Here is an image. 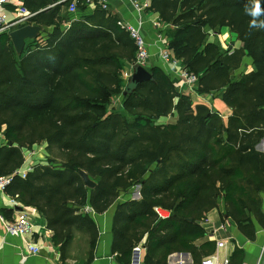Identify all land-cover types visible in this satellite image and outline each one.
<instances>
[{
	"label": "trees",
	"instance_id": "1",
	"mask_svg": "<svg viewBox=\"0 0 264 264\" xmlns=\"http://www.w3.org/2000/svg\"><path fill=\"white\" fill-rule=\"evenodd\" d=\"M33 8L30 23L44 33L26 39L17 52L8 33L0 34V175L23 163L22 149L46 143L64 160L34 166L15 176L6 191L46 219L52 241L63 251L74 230L95 241L90 213L105 212L139 185V199L119 203L113 217V249L131 256L142 241L145 264H167L172 252L194 259L215 249L198 222L225 202V215L251 239V216L264 228L258 194L264 191V153L255 149L264 136V28H250L246 15L254 0H151L164 28V46L188 73L197 76L198 94L218 93L232 114L226 122L216 111L180 93L159 67H147L152 81L123 96L122 110L110 108L123 92L124 66L135 47L119 18L96 8L78 17L60 14L65 0L47 10ZM264 9V0H260ZM68 19L69 26L62 28ZM264 20V16L258 18ZM227 27L240 43L222 50L208 41ZM245 58L253 69L238 73ZM173 117L174 122H165ZM95 181L86 187L79 171ZM154 207L170 211L160 219ZM191 219V220H188ZM130 263V262H129Z\"/></svg>",
	"mask_w": 264,
	"mask_h": 264
},
{
	"label": "crops",
	"instance_id": "2",
	"mask_svg": "<svg viewBox=\"0 0 264 264\" xmlns=\"http://www.w3.org/2000/svg\"><path fill=\"white\" fill-rule=\"evenodd\" d=\"M46 0H28V5L33 8L38 3H44ZM65 0L49 1L48 5L41 10L50 9L56 5H60ZM109 13L120 20H124L131 24H136L139 17L134 9L133 1L136 0H107ZM146 2L147 8L143 10L142 15V31L149 47V67H159L176 86L180 93L189 94L194 103L207 105L211 111L219 113L220 117L226 122L227 118L232 114V109L224 103L218 93L215 94H198L195 89L186 91L180 89L181 85L180 71L181 67L172 61H164L160 57V53L164 50V28L159 23V17L156 13L148 10L151 0H137ZM25 5V0H6V3L0 7V12H5L11 17L18 6ZM68 6V5H67ZM67 6L62 7L60 14L68 18H75L80 15L81 11L75 15H71L67 11ZM94 8L86 6L85 14H92ZM159 23V26H154ZM37 25L34 23H30ZM39 26V25H38ZM69 26L68 19L62 23V28ZM40 34L44 33V27L39 26ZM208 41L216 42L222 50L231 47H239L240 43L236 41L235 36L227 27L210 32ZM126 66V64H125ZM124 66V67H125ZM253 69L251 60L245 58L240 70L248 72ZM195 88V87H194ZM180 89V90H179ZM264 108V106H263ZM175 118L169 117L165 122H174ZM264 137V136H263ZM261 138V140L263 139ZM260 140V141H261ZM259 141V143H260ZM6 141L3 135H0V146ZM256 145L255 149L264 153V142L262 146ZM30 149L23 148V163L18 169L25 170L31 161ZM41 158V157H40ZM35 165L45 164L46 162H36ZM16 195H11L7 191L0 194V264H129L131 256L122 255L113 249V217L116 207L121 202H115L103 213H90L96 226V237L93 244L90 241V235L84 230H74L73 237L63 251L52 241V231L47 228V221L36 209L23 205L18 198L17 205L12 202ZM261 201V211L264 215V191L258 194ZM123 202V201H122ZM28 213L29 220L32 225V231L29 235L23 237H15L6 233L5 225L12 222L19 210ZM254 226V236L251 239L242 233L237 225L230 217L225 215V202L223 198L218 200V207L210 210L206 217L198 222L204 229L205 235L195 241V245L199 247L207 241L215 243V249L201 257L193 258L190 252H172L168 255L167 264H201L205 259H211L216 264H260L264 254V228L260 226L255 217L251 216ZM26 239V240H25ZM145 236L138 244L142 245L141 255L143 259L146 255V249L143 246ZM26 242L32 243L39 247V253L31 255L27 253ZM223 243L222 247L217 244ZM137 245V244H136ZM225 260L228 262L225 263Z\"/></svg>",
	"mask_w": 264,
	"mask_h": 264
},
{
	"label": "built area",
	"instance_id": "3",
	"mask_svg": "<svg viewBox=\"0 0 264 264\" xmlns=\"http://www.w3.org/2000/svg\"><path fill=\"white\" fill-rule=\"evenodd\" d=\"M6 3V0H0V7ZM86 6L93 7L94 9L100 8L103 10H108V1L107 0H84ZM134 9L137 11L139 17L137 19L136 24H131L124 20H118L117 24L120 26L121 29L128 32L129 37L134 43L135 47V57L134 61L131 63H127L124 67V71L122 74V79L124 82H127L131 73L132 67L135 64H139L143 67H149V47L145 40L143 31H142V13L145 8H147L148 4L146 2L140 1H133ZM67 11L71 15H75L78 13V0H71L67 6ZM12 16L9 17L5 12H0V34L1 33H10L12 30L21 27L23 25L29 24V20L34 15L31 13L25 6L21 5L16 8V10L11 14ZM154 26H159V23H154ZM160 57L164 61H172L174 64L180 66V63L177 59L174 58L173 54L164 48V50L160 53ZM180 71V79L181 85L179 88L185 89L186 91H192L197 82V76L188 73L182 66ZM179 89V90H180ZM35 164L31 163L29 166L23 169H16L12 173L7 175H0V194L5 192L7 187L10 185L12 179L15 176H20L21 178H25L27 173L32 172L34 169ZM18 197L15 196L12 199V202L17 205L16 199ZM154 212L156 213L157 217L160 219H165L170 216V211L163 209L161 207H154ZM83 211L87 213H93V209L86 205L83 207ZM5 231L7 234L15 237H24L29 235L32 231V225L29 220L28 213L24 212L22 209L17 212L15 219L10 222L9 224L5 225ZM26 240V239H25ZM218 247H222L223 243L219 242L217 244ZM27 253L31 255H36L39 253V247L26 242ZM142 245L137 244L132 248L131 251V260L129 264H145L144 259L141 255ZM228 261L225 260V263ZM201 264H216L211 259H205L201 262Z\"/></svg>",
	"mask_w": 264,
	"mask_h": 264
},
{
	"label": "water",
	"instance_id": "4",
	"mask_svg": "<svg viewBox=\"0 0 264 264\" xmlns=\"http://www.w3.org/2000/svg\"><path fill=\"white\" fill-rule=\"evenodd\" d=\"M40 32H41V29L39 26L33 25V24H26V25H23L21 27H18L12 30L9 33V36L11 38V41L16 51L20 52L23 48L24 41L26 39H33L37 37L40 34ZM152 79H153L152 74L150 73L148 68L143 67L139 64L133 65L132 73L125 84V87L122 92V96H125L133 92L140 83L145 82V81H152ZM263 142H264V137L260 141L259 146L260 145L262 146ZM79 174L86 187L92 189L96 186V183L88 176V174L85 171L80 170ZM188 220H191V219H188ZM260 264H264V254H263Z\"/></svg>",
	"mask_w": 264,
	"mask_h": 264
},
{
	"label": "rangeland",
	"instance_id": "5",
	"mask_svg": "<svg viewBox=\"0 0 264 264\" xmlns=\"http://www.w3.org/2000/svg\"><path fill=\"white\" fill-rule=\"evenodd\" d=\"M195 89V88H194ZM122 103H123V96L122 94L116 95L113 97L112 104L110 105V108H115L116 110H122ZM46 143H39L34 145L29 151L31 154V161L34 163L35 159L36 162H46L47 160H53L56 161L54 165H58L59 162L64 160L65 153L61 152L58 148L53 147L51 150H48L46 147ZM41 157V158H40ZM61 160V161H60ZM94 181V180H93ZM95 182V181H94ZM139 193V185H135L128 189L126 192H120L119 197L117 198L116 202H122L125 200H133V199H139L140 194Z\"/></svg>",
	"mask_w": 264,
	"mask_h": 264
},
{
	"label": "clouds",
	"instance_id": "6",
	"mask_svg": "<svg viewBox=\"0 0 264 264\" xmlns=\"http://www.w3.org/2000/svg\"><path fill=\"white\" fill-rule=\"evenodd\" d=\"M245 11L246 15L252 18L249 24L250 28H264V20L258 19L261 16H264V9L260 7V0H254L253 4Z\"/></svg>",
	"mask_w": 264,
	"mask_h": 264
}]
</instances>
